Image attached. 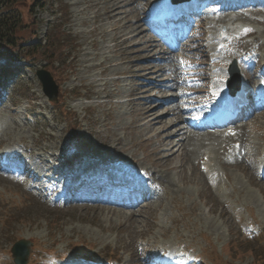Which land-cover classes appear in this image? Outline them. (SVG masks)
<instances>
[{
  "label": "rangeland",
  "instance_id": "rangeland-1",
  "mask_svg": "<svg viewBox=\"0 0 264 264\" xmlns=\"http://www.w3.org/2000/svg\"><path fill=\"white\" fill-rule=\"evenodd\" d=\"M31 1L20 0L19 7H28ZM115 1L49 0V5L36 9L37 18L41 20V37L48 32L47 42L43 47L47 53H44V58L37 56L44 59V63H21V70H18L21 73L9 79L7 89L0 93V152L11 145L14 150L23 146L24 151L27 149L31 153V162H35L36 158L37 161L41 160L45 166L44 172H49L50 167H53L51 173L55 170L57 158L60 169L73 171L70 163L75 161L77 155L84 152L102 154L129 169L128 165L134 163L138 168L136 171H140L144 178L146 176V182L152 186L160 184L164 191L159 190L155 201L138 209L142 217H137L131 215L136 212H124L118 209V206L102 208L81 203L77 205L80 207L75 208L50 207L42 203L25 186L15 184L0 175V264H14L10 254L11 248L21 239L34 242L31 253L39 256L49 253L63 257L71 253L68 256L71 257L74 253L94 249L101 255L108 253L109 257H115L121 264H141L137 246L139 248L140 245L144 249V244L159 247L163 244L173 246L181 242L191 248L193 255L202 258L205 261L203 264H264V233L253 241H248L242 233L243 229L250 225L264 229V179L257 177L255 169L256 162L261 157L264 159V108L245 128L246 139L240 136L232 139H243V145L249 140L248 149L251 156L245 151L241 161L229 163L236 155V151L232 155L229 139L223 141L220 139L226 138L215 139L211 138L212 136L199 135L191 140V150L186 144L183 148L188 151V155L194 151L195 155H189L186 159L185 155L179 159L174 157L173 162L167 163L165 154L157 155L159 150L163 149L158 148L159 146L171 147L167 146L165 141L167 135L159 136L161 128L150 132V129L145 127L148 120L142 116L143 106L132 102L142 86L154 80V77H147L148 71H144V67L137 63L139 57L134 54L135 42L126 44L122 37L128 34L131 30L129 26H135L137 20L149 30L148 25L140 21L142 16L144 19L146 15L145 5L149 6L160 0H139L137 4L136 0L130 3L125 1L122 5H129L123 11H118L119 14L122 13L117 17L115 14L118 12L112 11ZM137 9L142 12L140 16L136 15ZM109 10L113 13H109ZM209 25L212 31H209ZM204 28L209 34L216 31L215 34L220 32L224 36L219 45L224 55L221 52V68L217 72V78L222 79L236 60L240 68L244 64V69L240 72L242 80L244 77L250 87L256 88L254 75L259 82L261 64H264V9L241 10L230 12L224 17L205 18ZM56 38L59 39L55 44L59 51L55 52L54 61H59V64L65 62L58 69L57 62L53 64L48 61ZM150 39L156 40L159 48L164 46L148 31V36L143 40ZM200 39L202 40H196L197 46L195 45L192 51L193 56L202 62L195 76L198 79L194 87L190 88L181 81L178 68V77H173L174 67L171 63H157L152 60L158 66L163 65L165 72L168 71V74L161 78V84L165 86L166 91H169L167 88L173 83L183 91L188 88L190 94L196 90L208 91V87L204 88L208 86L205 74L208 69L207 52L202 43L200 44ZM206 43L209 48L215 47L211 46L209 38ZM241 45L244 46L245 52L248 50L245 45H248L249 52H252V48L255 49L247 64L239 59L237 48L243 47ZM191 47L194 48V43ZM229 48L237 57L225 55ZM230 52L229 50L228 53ZM184 57L189 61H179L181 72L183 65H192L195 70L197 63L191 58V52L182 51L179 59ZM257 57L261 58L260 62ZM160 58L156 56L154 59ZM153 62L147 64L151 65ZM44 65L54 77L63 102L58 113L57 106L55 108L43 94L34 70L36 67L44 68ZM2 66H12V62L7 58H0V67ZM11 81L13 83H10ZM219 83L224 88L223 82ZM29 84L33 96H28ZM197 92L195 97L183 92L178 93L183 96L179 107L181 105L184 109L192 108L188 116L194 115V112L199 117V113L193 103H186L184 99L191 97L195 100L194 103L199 104L207 97V94ZM178 94L175 90L170 92L174 97ZM149 95H159V90ZM259 102L258 99L255 104L258 105ZM173 119L174 117L169 118L168 122ZM186 122L194 123L193 117L188 118ZM184 127L189 130L195 128L193 125ZM195 131L202 134L211 132L217 136L225 133L200 129ZM72 132L83 140L81 149L70 157L66 152V138L67 133ZM148 136L151 137V142L145 143ZM204 154L212 161V167L217 171V176L212 177L213 185L209 184L198 164L206 160L204 157L201 161ZM51 164L54 166H50ZM39 166L42 164L34 165L36 170L41 168ZM155 171L158 179L152 176ZM159 176L166 181H161ZM32 257L28 264H37V256ZM71 263L84 262L74 260Z\"/></svg>",
  "mask_w": 264,
  "mask_h": 264
},
{
  "label": "bare ground",
  "instance_id": "bare-ground-1",
  "mask_svg": "<svg viewBox=\"0 0 264 264\" xmlns=\"http://www.w3.org/2000/svg\"><path fill=\"white\" fill-rule=\"evenodd\" d=\"M127 1V2H132L133 0H116L114 6L112 7V11L113 12H118V11H123V9H125L126 6L129 5V3H127L125 6H123L122 4ZM137 1L139 0H136L135 1V4H137ZM219 0H212L210 1L209 3L207 2V4H215L217 3ZM142 2V1H141ZM134 4V3H133ZM199 4H202V2H199ZM161 6L163 5V8L168 11V12H171L173 13L175 16H179L180 15V11L178 10V6L176 5H173L171 3H168V2H164L163 4H160ZM186 8L190 11V10H194V5L192 4H186L185 5ZM96 7V6H95ZM248 8V6H247ZM232 8H229V7H224L223 8V12H228L230 11ZM111 10H109V13H113ZM144 11V10H143ZM122 12H120L121 14ZM134 13V11L132 12ZM142 12H139L138 9H137V12H136V15L137 16H140ZM119 12L116 13V17L120 15ZM127 14V13H126ZM147 15V12L144 13ZM143 14V15H144ZM114 15V16H115ZM144 15V16H146ZM113 16V15H112ZM129 16V15H128ZM121 17V16H120ZM119 18V17H118ZM116 18V19H118ZM125 18V17H124ZM142 22H144V19H143V16H142V20H140ZM201 21H203V15L201 13H198V21H197V24L200 26V24L202 23ZM139 20H137L135 22V26H129V28L131 30H129L128 34L127 35H123L122 37L124 38V42L126 44H130V43H133L135 42V44L133 45L134 47V50H135V55H137L139 57V60L137 61V63H139L141 66L144 67V71L147 70L148 71V74L146 75L147 77H151L153 76L154 77V80H150L147 84L143 85L142 88L140 89V92H138L136 94V98H133L132 102L134 104H141L143 106V110H142V116H143V119H146L148 120L147 121V127L148 129H150V132L153 131V130H157L158 128H161V132L160 130L158 131L159 133V136H165V141L167 142V146H171V147H161L159 146L158 148H163L160 151V153H157V155H161V154H165V161L168 163V162H173L174 161V157L176 159H179L181 157H183L184 155V159H186V157H188L189 155H195V151L194 153L192 154H189L188 155V151L183 149L184 148V144H186L187 146H189L190 148V143H191V140L192 139H195V137H198L199 135L203 136V137H206V136H212L211 138H215L216 137H224V136H228L231 140L235 137V135L233 134H230L228 131H226L227 129H223V133L224 134H219V136H217L215 133H207V134H202V133H199L197 131H195V129H200L202 131H205V129L198 125V123L200 122L201 118L197 117L195 115L194 112H192L194 115H187V114H190V112L192 111V108L191 107H187V108H182L181 105L179 107V104H181L182 100H183V96L181 94H178L174 99L173 97L174 96H171L170 95V92L173 90H177V86L175 83H173L171 85V87L167 88L169 91H166L165 89V86H162L161 84V78L166 76L168 73L165 72V69L163 68V65L162 66H158L157 64H154V62L152 60L155 61V57L156 56H159V57H163L162 59L160 58V61L164 62L166 61L167 63H171L172 66L174 67L173 69V77L177 78L178 76H176L177 74V66L175 64V61L176 59L174 58L175 56L172 54V52L170 51L171 47H168L166 46V44H164V46H161L159 48V46L156 44V40H153V39H150L149 41H144L143 39L148 36V30L146 29L145 25L143 23H138ZM134 23V22H133ZM145 23V22H144ZM146 24V23H145ZM148 25V24H146ZM149 27V26H148ZM128 28V27H127ZM115 29V28H114ZM126 30V29H125ZM128 30V29H127ZM216 30V29H215ZM121 31V30H120ZM202 42V40L200 39L199 42ZM158 42V41H157ZM196 42V41H195ZM200 42V44H201ZM162 44V43H161ZM197 44V42H196ZM195 44V45H196ZM242 44V43H241ZM197 46V45H196ZM243 46V45H241ZM200 47V46H199ZM205 49L206 47L203 46ZM143 48V49H141ZM197 48V47H196ZM242 48V47H241ZM240 48V49H241ZM131 49V48H129ZM200 50V49H199ZM133 51V50H132ZM201 51V50H200ZM203 52V51H202ZM205 53V51H204ZM127 54V53H126ZM196 54V53H195ZM201 55H204V54H201ZM152 58L150 59L149 57ZM206 57L208 59V55L206 54ZM205 57V58H206ZM136 58V57H135ZM158 58V57H157ZM203 58V57H202ZM204 58V59H205ZM97 59V58H96ZM138 59V58H137ZM149 62H153L151 65L150 64H147ZM136 63V62H135ZM167 66V65H166ZM169 66V65H168ZM133 67V66H132ZM135 67V66H134ZM205 67H207V65H205ZM143 70V69H142ZM141 70V71H142ZM165 72V73H164ZM171 72V73H172ZM175 74V75H174ZM206 74V77H207V82H208V74H207V71L205 72ZM203 75V74H202ZM169 76H170V73H169ZM172 76V75H171ZM180 76V75H179ZM196 76V75H195ZM193 78V82H195L198 78L195 77ZM144 78V77H143ZM175 78V79H176ZM247 79V78H246ZM146 80V79H145ZM160 80V81H159ZM164 80V79H163ZM176 81V80H174ZM199 81V80H198ZM173 82V81H172ZM169 82H167V85H168ZM179 83V82H178ZM208 84V83H207ZM165 85V83L163 84ZM208 86L206 85V87L204 88H207ZM250 87V86H249ZM159 90V95H155V96H150L149 94L153 93V91L156 92V90ZM208 89V88H207ZM251 90L255 89L253 88L252 86L250 87ZM197 92L194 91L190 94V96H193L195 97V93ZM198 94L199 93H205L207 94V97L210 95L208 91H205V89H203L202 91H198L197 92ZM216 99H218L221 103H224L225 102H229L231 99H234L233 96H228L226 95L225 93H223L221 90L217 91L216 92ZM175 94V93H174ZM257 92L255 94H247V102L248 103H252L256 96H257ZM145 95H148L147 97H144ZM197 95V94H196ZM206 97V98H207ZM204 98V100L206 99ZM195 99V98H194ZM130 100V99H129ZM201 100V99H200ZM176 104H172V102H176ZM195 101V100H194ZM165 109L162 113L160 112V110H163ZM171 117H174L173 121L171 122H168L169 118ZM190 117H193V121L194 123H187L186 121L188 120V118ZM145 123V122H144ZM143 123V124H144ZM142 124V125H143ZM167 125V126H166ZM193 125L195 128L193 130H189L188 128L184 127V126H191ZM198 125V126H197ZM197 126V127H196ZM184 127V128H183ZM134 128H136V126H134ZM236 129V127L234 128ZM207 130V129H206ZM157 133V134H158ZM149 134V133H148ZM152 134V133H151ZM245 132H241L240 131V134L239 135H236V136H240V137H245L246 139V136H245ZM181 137H184V138H181ZM210 138V137H209ZM210 138V139H211ZM239 138V137H238ZM208 139V140H210ZM242 139V138H241ZM212 140V139H211ZM237 141H242L241 143V146L244 147V149H246V146H247V142L244 143L243 145V139L240 140V139H236ZM234 140V141H236ZM148 142H151V137L148 136L145 140V143H148ZM216 143V142H215ZM214 143V144H215ZM223 143V142H222ZM174 145V146H173ZM195 145V144H194ZM173 146V147H172ZM242 147H241V151H242ZM191 150V148H190ZM189 150V151H190ZM203 150V149H202ZM246 151V150H245ZM108 152V151H107ZM247 154V153H245ZM205 155V154H204ZM232 156V155H231ZM192 159V158H191ZM201 159H204V156L201 157ZM246 159V158H245ZM188 160H190L188 158ZM247 160V159H246ZM180 161V160H179ZM192 161V160H190ZM52 164H53V161H51ZM80 161L78 160V163ZM116 160H112V158H107V159H103L101 160L96 168L93 167H89L88 165L86 166L85 164H81L80 165V168H83L84 170L82 172H80L78 174V177H83L85 172L87 173H91L92 171L96 170L97 168H100L102 169L103 166H115V165H118L117 163H115ZM177 162V161H176ZM182 162V161H181ZM50 163V162H49ZM56 163V162H55ZM188 163V162H187ZM247 163H252V162H249L247 161ZM262 163H264V159L262 160ZM50 165V166H53V165ZM123 169H128V167H126V165L122 166ZM157 168V167H156ZM57 170V167L55 166V168ZM206 169H207V173L209 174V171H213V168L207 164L206 166ZM255 169H256V175L259 176V172H260V169H261V166H258L256 165L255 166ZM44 168H40L39 169V172L41 174H35V173H32L31 170L29 169L28 166H25L24 169H23V173L30 177V178H33L35 180V183L36 185H38V187L42 186V183L48 179V175H46L47 173H50L52 175H57V172L54 170L53 173H51V171H53V167H50L49 169V172H44L43 171ZM251 170H253L251 168ZM160 171V170H159ZM86 173V174H87ZM111 171H109V175ZM161 173V172H160ZM135 177H143L142 173H140V171H136V173L134 174ZM154 178L158 179L157 178V172L155 171L152 175ZM146 177V176H145ZM159 179L161 181H166L163 179L162 176H159ZM157 181V180H156ZM169 183V181H168ZM171 183V182H170ZM159 187L160 188H157V187H154L152 185L149 184V182H146L145 184H134V188H135V192L138 193L139 195V199L137 201V204L136 205H132V204H128L127 201L124 199V200H121L119 201V203H116L117 205L115 206H118L120 208L118 209H121L123 210L124 212L126 208H134L135 211H137L138 209H142L145 205H146V200L144 199V195L145 193L142 192L141 190L143 188H146L148 189L149 193L150 192H153L152 195L150 196V200L151 201H154L155 199V196H154V192L156 190H160V191H164L161 187V185L159 184ZM176 187V186H174ZM48 189L46 188H40L39 192L41 195H46L45 192H47ZM164 193V192H163ZM151 194V193H150ZM149 194V195H150ZM49 196H54L52 195L51 193H49ZM102 202H104L103 198L101 197H96L94 198L93 196H91L90 198H87L85 199V201H83V203L87 204V205H90V206H93V207H102L103 206H108V205H104ZM81 202H77L76 205H79ZM84 205V204H83ZM109 208V206H108ZM115 208V207H114ZM113 209V208H112ZM117 209V208H116ZM117 209V210H118ZM109 211V210H108ZM119 211V210H118ZM123 213V212H122ZM131 215H136L137 217L138 216H141L138 211L135 213V214H131ZM131 215H128V216H131ZM127 216V218L130 220V218ZM142 217V216H141Z\"/></svg>",
  "mask_w": 264,
  "mask_h": 264
},
{
  "label": "trees",
  "instance_id": "trees-1",
  "mask_svg": "<svg viewBox=\"0 0 264 264\" xmlns=\"http://www.w3.org/2000/svg\"><path fill=\"white\" fill-rule=\"evenodd\" d=\"M45 2L46 1L42 2V0H35V3H40L41 5ZM2 4L4 5V15H2L0 18V53L4 51H10L11 53L17 52L18 55L23 57L26 55L25 42H27V39L35 36L37 23L32 20L30 21V24L29 22L23 23L19 17L18 10L15 8L17 0H2ZM58 38H56L55 42L53 43L54 46L52 53L48 57L50 59L48 61L53 62V64L56 61H54L55 52L58 53L59 51L56 49L55 45L59 40ZM28 53L35 58L36 56L44 58V53L47 52L44 51L42 46L37 45L32 50H29ZM64 64L65 62L63 64L61 63L60 67H62Z\"/></svg>",
  "mask_w": 264,
  "mask_h": 264
},
{
  "label": "water",
  "instance_id": "water-1",
  "mask_svg": "<svg viewBox=\"0 0 264 264\" xmlns=\"http://www.w3.org/2000/svg\"><path fill=\"white\" fill-rule=\"evenodd\" d=\"M38 78L40 79V81L42 82L43 85V90L45 92V94L51 99L54 100L57 98V91H58V87L52 77V75L45 70H41L37 72ZM26 242L21 241L19 243H17L14 247V253H20V254H24V258H22V260H20V264H25L26 263V258L28 256V251H29V247L27 245Z\"/></svg>",
  "mask_w": 264,
  "mask_h": 264
}]
</instances>
